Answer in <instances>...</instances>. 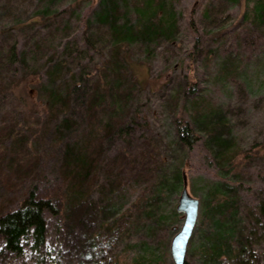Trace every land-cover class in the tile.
Instances as JSON below:
<instances>
[{"label": "rangeland", "instance_id": "obj_1", "mask_svg": "<svg viewBox=\"0 0 264 264\" xmlns=\"http://www.w3.org/2000/svg\"><path fill=\"white\" fill-rule=\"evenodd\" d=\"M101 1L0 0V214L31 191L59 211L45 215L46 247L0 252V264H135L143 244L155 249L154 264H174L183 177L199 201L185 264H212L198 248L214 221L236 229L214 264H264V89L235 72L264 65L256 0H153L175 13V31L122 49L95 20ZM147 1L115 0L117 24L134 23ZM80 50L89 54L75 59ZM81 72L82 104L72 93ZM20 78L27 87L12 89ZM214 110L219 129L209 133L203 115ZM176 119L197 134L192 148L178 142ZM216 133L225 143L210 140ZM177 171L181 186L164 196ZM220 190L228 201L214 209L226 200ZM204 207L214 209L206 221Z\"/></svg>", "mask_w": 264, "mask_h": 264}, {"label": "trees", "instance_id": "obj_2", "mask_svg": "<svg viewBox=\"0 0 264 264\" xmlns=\"http://www.w3.org/2000/svg\"><path fill=\"white\" fill-rule=\"evenodd\" d=\"M238 1L239 0H231V2ZM115 5V0H102L100 6L101 9L96 12L95 20L100 24H106L109 26L111 34L113 35V42L118 44L121 49L128 44L135 43L138 39L150 42L155 37L158 38L160 34L171 36L173 31H175V13L172 11L164 12L163 6H160V4L159 6L154 4L153 0H148L144 8L138 9L136 11L137 19L134 22L135 24L127 20L123 24H117L114 16L116 10L114 9ZM193 12L194 8L192 9L190 16L191 19ZM158 13H160V15H158ZM250 15H252V19L257 21L264 30V0L255 1V4L250 11ZM191 23L194 24L193 20H191ZM90 42L91 41L89 38H85V45H88L89 49H95L94 45H92ZM86 54H89V51H77L75 59L76 57L82 58ZM70 56L72 55L70 54ZM8 60L10 64H17L20 62L16 46L11 48ZM52 68L54 71L60 72L61 63L56 64V66L53 64ZM235 68V72L241 76L245 85H247L250 90L259 92L261 89H264V65H262L260 68L256 67L252 73H248L249 68L246 66L242 70L238 69L237 67ZM85 74V72H81L80 75L75 74L76 77L78 76V81H75L73 87L78 92H72L80 96L79 101L81 104V100L85 98V94L87 93L85 89L80 87L82 82H87ZM28 80L29 79H17L12 89L17 88V84L21 81L24 82L23 85L24 88H26L29 84ZM31 80L35 81L34 78ZM53 85L54 84H52V86ZM188 85L190 89H193V83L190 82ZM51 95L53 99L58 98L54 91L51 92ZM18 97L20 98V95ZM31 106L36 108V104L33 101L31 102ZM218 113L219 111L216 112L214 110L212 113L210 111L209 113L203 115V119L207 117L211 119L205 123V129L210 130L209 133L215 132L217 129H219L218 125L215 123L216 120H220L216 117ZM175 122L178 142L187 148H192L199 139L197 134L186 121L176 119ZM214 136L211 137L210 140L225 143L221 139V134H217V137L216 135ZM173 180V185H168L165 187V190L163 191V194H165L164 196H166L168 192H171L174 189L176 190L181 186V173L178 171L175 172ZM220 191L223 193V196L226 198V200L218 203L214 209L222 208L223 203L228 201L225 192L222 190ZM176 207L177 205L173 209V216H176L178 213L176 211ZM257 210L263 223L262 227L260 228L263 232L261 239L264 241V200L257 204ZM212 211L207 207H204L202 212V220L206 221L207 219H210V214ZM46 214L57 216L59 211L54 207L50 198L37 197L33 191H31L27 197L20 202L19 206L15 210L0 214V252H10L16 256H21L25 252L26 246L31 252H38L40 249L44 248V246L46 247ZM170 216L171 214L169 217ZM167 217V215L162 216L163 219H166ZM227 222L228 224L214 221L213 226L215 225L216 227L214 226L211 237H209L208 240H206L204 237H200L202 242L198 248L199 253L201 257H205L209 263L214 264L216 259L225 256V253L228 252L225 241L235 234L236 229L234 223H230L229 221ZM139 251L140 253L134 258L135 264H154L157 261L154 248L143 244Z\"/></svg>", "mask_w": 264, "mask_h": 264}, {"label": "water", "instance_id": "obj_3", "mask_svg": "<svg viewBox=\"0 0 264 264\" xmlns=\"http://www.w3.org/2000/svg\"><path fill=\"white\" fill-rule=\"evenodd\" d=\"M183 180L176 211L184 214V220L181 230L173 237L170 247L174 264H185L187 244L196 225L199 209V201L188 194L185 178Z\"/></svg>", "mask_w": 264, "mask_h": 264}]
</instances>
